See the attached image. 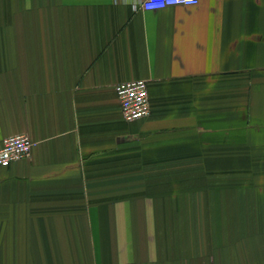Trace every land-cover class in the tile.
Listing matches in <instances>:
<instances>
[{
  "label": "crops",
  "instance_id": "crops-1",
  "mask_svg": "<svg viewBox=\"0 0 264 264\" xmlns=\"http://www.w3.org/2000/svg\"><path fill=\"white\" fill-rule=\"evenodd\" d=\"M143 1L0 0V264H264V0Z\"/></svg>",
  "mask_w": 264,
  "mask_h": 264
},
{
  "label": "built area",
  "instance_id": "built-area-1",
  "mask_svg": "<svg viewBox=\"0 0 264 264\" xmlns=\"http://www.w3.org/2000/svg\"><path fill=\"white\" fill-rule=\"evenodd\" d=\"M200 0H144L145 10H159L170 6L197 5ZM126 121L146 118L151 113L148 82L143 79L118 83L115 87ZM35 142L28 134L21 133L4 137L0 142V164L9 165L31 157Z\"/></svg>",
  "mask_w": 264,
  "mask_h": 264
}]
</instances>
